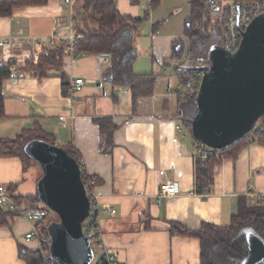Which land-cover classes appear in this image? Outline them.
Here are the masks:
<instances>
[{"label":"crops","instance_id":"1","mask_svg":"<svg viewBox=\"0 0 264 264\" xmlns=\"http://www.w3.org/2000/svg\"><path fill=\"white\" fill-rule=\"evenodd\" d=\"M115 1L121 15L144 20L139 16V0ZM144 2L151 33L146 42L137 36L135 44L138 54L147 53L149 62L141 65L137 60L134 71L156 76V85L153 95L140 98L136 107L129 88L104 82L109 58L89 54L69 58L62 52L61 72L40 79L29 69L34 55L40 58L53 52L47 45L52 37L58 39L57 49H64L73 18L77 30L94 29L92 22L84 21L80 4L75 8L69 0H51L0 17V37L11 42L6 51L0 49V68L25 65L20 76L3 82L6 118L0 120V141L40 127L53 135L57 146L72 145L80 153L86 174L99 180L95 191L101 204L116 210L102 218V232L119 264H200V241L171 235L169 222L191 230L202 223L228 226L242 197L255 203L261 196L264 202V146L250 143L237 159L224 160L209 192H200L196 141L184 128L181 132L176 128L181 125L178 93L182 89L177 75L184 62L172 59L173 43L189 46L185 30L191 5L184 0ZM79 77L85 86L72 97L69 87ZM99 119H110L118 127L110 148L96 122ZM35 173L34 169L24 172L19 158H0V184L11 187L12 195L35 196ZM166 182L176 183L179 194L161 196V184ZM33 228L22 215L7 218V225L0 227V264H26L19 247L37 250L34 242L25 240Z\"/></svg>","mask_w":264,"mask_h":264},{"label":"trees","instance_id":"2","mask_svg":"<svg viewBox=\"0 0 264 264\" xmlns=\"http://www.w3.org/2000/svg\"><path fill=\"white\" fill-rule=\"evenodd\" d=\"M51 0H0V17L11 16L19 8L27 6H44ZM191 17L186 23L185 36L189 41L188 48L180 42L173 43L172 59L176 62L189 60L195 66L211 65L210 50L212 47L220 48L225 16L212 14L211 8L198 0H191ZM82 11L86 14L84 21L92 22L94 29L80 28V50L89 55L108 56L109 66L103 74V80L113 87H127L132 94L134 107L140 98L150 97L154 93L156 76L138 75L134 71V65L139 54L135 44L137 36H140L139 24L141 19L120 14L115 0H83ZM161 25H158V28ZM12 64L0 68V120L6 118L5 102L2 92L4 80L20 76L11 71ZM30 70L38 74L40 79H45L51 73L61 72L62 50L48 52L40 58L37 65L28 64ZM201 73H178L177 77L181 86L178 93L179 118L184 130L193 135L192 127L197 115V95L193 88H189L194 75ZM65 87V75L62 74ZM100 126L104 142L109 148L113 146L114 132L118 129L110 119L96 120ZM42 140L57 146L53 135L47 134L40 127L23 131L13 140L0 141V158H19L23 163L24 172L30 169L32 162L37 163L26 152L29 143ZM250 143L264 146V116L255 128L246 137L233 142L230 146L206 159H197V186L201 193H207L213 183L216 168L224 160L237 159L240 152ZM196 145H200L196 141ZM60 147V146H58ZM69 156L74 158L81 167L82 181L90 190L99 184V180L86 174L82 157L72 145L61 147ZM39 166V163H37ZM40 167V166H39ZM41 169V168H40ZM42 176L37 179V185ZM10 191L12 188L10 187ZM13 200L19 207L47 208L44 206L36 193L35 196H15ZM18 212L5 211L0 207V227L7 225V218L19 216ZM55 215V216H54ZM60 223L56 214L43 226L42 236L50 242L49 227ZM171 235L185 238H194L200 241L201 255L200 264H241L248 253L247 235L254 234L264 241V202H252L242 197L239 201L238 213L234 215L228 226H215L202 223L197 230L177 222H169ZM19 257L26 264H48L38 251H29L19 247ZM56 264H59L58 262ZM259 264H264L261 262Z\"/></svg>","mask_w":264,"mask_h":264},{"label":"water","instance_id":"3","mask_svg":"<svg viewBox=\"0 0 264 264\" xmlns=\"http://www.w3.org/2000/svg\"><path fill=\"white\" fill-rule=\"evenodd\" d=\"M210 59L211 65L181 71L203 74L192 131L199 144L221 151L249 135L264 116V15L243 35L236 54L212 47ZM26 152L43 172L37 185L40 202L60 219L49 227L52 259L59 264H92V248L84 234L90 199L80 165L61 147L42 140L29 143ZM247 245L241 264L264 262V241L249 234Z\"/></svg>","mask_w":264,"mask_h":264},{"label":"built area","instance_id":"4","mask_svg":"<svg viewBox=\"0 0 264 264\" xmlns=\"http://www.w3.org/2000/svg\"><path fill=\"white\" fill-rule=\"evenodd\" d=\"M150 1V0H149ZM188 3L191 0H184ZM199 2L205 3L211 8L212 14L216 16H225L224 27L222 31L221 49L226 53L233 55L236 54L242 44L243 35L249 30L253 22L260 16L264 15V0H198ZM75 0H69V3L74 7ZM77 21L73 18L71 21L70 34L65 39V45L62 52L69 58L78 57L85 55L80 50L81 36L76 28ZM56 37H52L47 43L48 50L56 51ZM11 42L7 39L0 37V49L6 51ZM47 52V51H46ZM41 58V57H40ZM38 55H34L32 63L37 65L40 60ZM195 66L189 60H186L182 67ZM21 69H25V65L20 63L19 65L11 66V71L14 74H19ZM184 72H180V74ZM203 74L194 75L191 79L189 88H193L195 94L198 96ZM85 80L83 78H76L72 81L69 92L72 97H76L80 93L84 86ZM63 125L66 122L62 123ZM178 131L183 130L182 125H178ZM216 151L208 148L204 145H197L195 149V159L206 160L212 157ZM160 175L164 176L165 171H160ZM96 187V186H95ZM93 189L87 190L88 197L90 199V214L84 223V234L92 248L93 262L92 264H119L116 254H114L106 243L105 235L102 232V218L105 214L110 213L111 215L116 214V210L103 206L100 202V196ZM161 196L170 197L179 194V189L176 183L166 182L161 184L160 189ZM258 202H263L262 197H257ZM0 207L5 211L18 212L20 215L28 219L34 224V228L27 233L25 240L27 242H34L37 245V250L40 252L42 258H44L48 264H56L52 259L50 253L51 242L50 240L42 236L43 226L41 223L48 222L53 217V212L49 208H27L19 207L13 200V195L4 184H0ZM96 252H99V261L95 263Z\"/></svg>","mask_w":264,"mask_h":264},{"label":"rangeland","instance_id":"5","mask_svg":"<svg viewBox=\"0 0 264 264\" xmlns=\"http://www.w3.org/2000/svg\"><path fill=\"white\" fill-rule=\"evenodd\" d=\"M82 1L83 0H75L74 7L76 8L77 5L80 4V7L82 8ZM139 1H140V4L138 5V11H139V14H140L139 16L144 17V18H142V19H144L143 23L139 27L140 37H141V40L143 42H146L147 38L150 37L151 25L152 24H151V21L149 20V18H147L145 20L146 13H149V10L146 9L144 0H139ZM173 1H176V0H173ZM220 48H221V45H220ZM146 55H147V53H143L142 51H140L138 60H140V64L141 65L146 63V61L149 62V59L147 58ZM186 60H184L182 62H185ZM179 63H181V62H179ZM30 166L31 167H30V169L28 171L31 172V169H34V171L36 172L34 175H35L36 179H39L42 176V170L40 169L38 164L35 163V162H32L30 164ZM36 192H37V189H36ZM99 256H100L99 252H96L95 263L99 261Z\"/></svg>","mask_w":264,"mask_h":264}]
</instances>
